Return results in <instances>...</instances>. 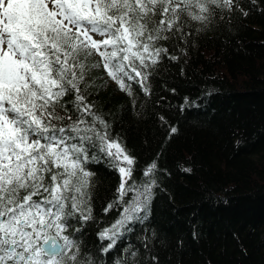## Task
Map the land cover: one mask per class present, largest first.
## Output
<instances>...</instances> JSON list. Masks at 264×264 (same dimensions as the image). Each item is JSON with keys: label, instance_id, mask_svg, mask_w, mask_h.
<instances>
[{"label": "snow or ice", "instance_id": "obj_1", "mask_svg": "<svg viewBox=\"0 0 264 264\" xmlns=\"http://www.w3.org/2000/svg\"><path fill=\"white\" fill-rule=\"evenodd\" d=\"M234 6L238 0H0V264H96L65 233L70 219H93L95 173L86 165L99 154L120 176L104 209L120 215L98 233L109 241L102 252L147 219L157 162L140 184L132 179L135 157L89 100L91 72L102 68L129 96L132 82L150 95L147 69L168 55L160 42ZM94 55L100 59L90 62Z\"/></svg>", "mask_w": 264, "mask_h": 264}, {"label": "trees", "instance_id": "obj_2", "mask_svg": "<svg viewBox=\"0 0 264 264\" xmlns=\"http://www.w3.org/2000/svg\"><path fill=\"white\" fill-rule=\"evenodd\" d=\"M238 4L160 42L168 55L147 69L150 95L132 82L129 96L102 68L91 72L89 100L135 157L132 179L140 184L157 162L147 219L107 254L98 233L120 215L104 211L120 176L102 154L87 163L93 219H70L65 234L96 264H264V0Z\"/></svg>", "mask_w": 264, "mask_h": 264}]
</instances>
